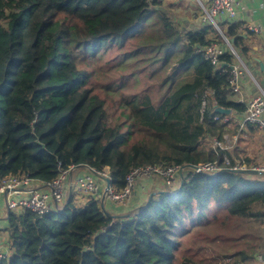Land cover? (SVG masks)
Listing matches in <instances>:
<instances>
[{
	"label": "trees",
	"instance_id": "1",
	"mask_svg": "<svg viewBox=\"0 0 264 264\" xmlns=\"http://www.w3.org/2000/svg\"><path fill=\"white\" fill-rule=\"evenodd\" d=\"M237 28L228 37L244 54ZM212 43L207 30L185 32L147 0H0V184L23 175L48 184L75 165L110 168L121 190L136 167L223 166V151L195 152L226 134L238 135L231 166H258L239 157V126L214 121L215 105L246 108L228 75L197 52ZM232 58L227 52L222 64ZM158 74L157 87L132 91L138 77ZM168 191L122 218L73 194L43 218L11 212L10 254L0 264H251L264 250L251 226L264 221V176L198 173ZM209 243L229 247L215 257Z\"/></svg>",
	"mask_w": 264,
	"mask_h": 264
},
{
	"label": "built area",
	"instance_id": "2",
	"mask_svg": "<svg viewBox=\"0 0 264 264\" xmlns=\"http://www.w3.org/2000/svg\"><path fill=\"white\" fill-rule=\"evenodd\" d=\"M167 0H147L149 4L163 3ZM199 8V20L203 24L217 27V19L225 18L227 20H234L237 15V0H209L206 3L204 0H196ZM248 30L256 34L261 32L258 26L250 25ZM227 49L219 43H212L205 48H197V52L210 62V64L220 73L227 74L230 81L231 91L237 93L240 91V81L244 76V70L241 65L230 66L226 68L221 61V57L228 51L232 55L236 52L228 39H225ZM210 95L211 92L207 91ZM207 100H204L201 105V118L205 113ZM245 117L241 122V126L253 125L264 132V92L256 96L248 103L244 112ZM214 121L223 124H229L232 121L230 116L217 115ZM238 142V135L224 136L222 140L214 137H206L202 140L199 148L196 150L197 155H203L201 152L206 150V147H212L215 151H223V166L219 161L214 162H200L195 166V169L189 168L188 165L165 166L147 165L136 167L126 177V186L121 190H116L111 185L107 189L106 178L111 179L110 168H104L101 171L94 170L87 167L89 174L80 177L71 183L70 191L66 189V180L73 172L79 169V166L71 165L66 170H61L60 175L48 184H44L38 180L32 179L29 176H11L2 180L0 184V216L6 220L11 212H21L30 210L38 218H43L53 211H62L68 204L69 195H72L74 185L77 186V192L83 195L86 200H95L106 210L107 202L113 203L116 206L124 207L132 200L138 182H154L155 178L161 180L163 187H167L172 191H178L181 182H184L185 177L194 176L198 173L215 174L220 170L226 168H251L261 172L260 176H264V165L246 166L244 164L236 163L231 166V159L227 152L232 150ZM99 181L104 185L101 186ZM39 185L47 187V191L39 190ZM4 212V213H3ZM131 216V214L129 215ZM10 254V247L7 244H0V262L8 257ZM251 264H264V253H258Z\"/></svg>",
	"mask_w": 264,
	"mask_h": 264
},
{
	"label": "crops",
	"instance_id": "3",
	"mask_svg": "<svg viewBox=\"0 0 264 264\" xmlns=\"http://www.w3.org/2000/svg\"><path fill=\"white\" fill-rule=\"evenodd\" d=\"M182 3H189L190 9L194 10V0H181ZM208 3L209 0H204ZM238 4L236 7L237 15L234 20H227L225 18L217 19V27L201 23L199 20V9L198 11H191V14L185 16L182 19L183 25L178 26L185 32H198L201 30L208 31L209 40L219 43L226 50H228L225 39L229 41V33L231 28L236 25L238 26L237 32L239 35L246 38L245 48L247 51L243 54L235 50L236 55H233L232 65H241L244 70V76L240 81V91L232 93L234 101L241 103L247 108L249 102L256 96L264 92V0H237ZM254 25L261 28V32L256 34L248 30V26ZM222 37V40L220 38ZM229 52V51H228ZM232 113L229 115L232 118L231 124L239 126V131H242L243 137H241L240 146H238L239 157L245 160H249L251 163H261L264 165V132L261 130L251 131L246 126H241V122L245 117L243 113H237L231 109ZM229 123V124H230ZM232 129V126L230 127ZM236 134H226L225 136H235ZM242 139L244 142L242 143ZM238 143V142H237ZM237 145V144H236ZM235 145V146H236ZM235 148V147H234ZM205 153V149L201 154ZM89 174L87 167H79L71 176L66 180V189L70 191L71 183L74 184L77 179ZM102 185L103 182L99 181ZM39 190L47 191V187L39 185ZM149 189L152 193L158 192L157 182H138L136 192L132 200L128 205L124 207L116 206L113 203L107 202L108 208H111L117 212L115 215L129 216L133 211L140 208L144 203H147L145 199V192ZM73 195L74 191H72ZM76 199L86 202V198L76 193ZM4 213V212H3ZM0 216V244H7L8 234L5 231L6 221Z\"/></svg>",
	"mask_w": 264,
	"mask_h": 264
},
{
	"label": "rangeland",
	"instance_id": "4",
	"mask_svg": "<svg viewBox=\"0 0 264 264\" xmlns=\"http://www.w3.org/2000/svg\"><path fill=\"white\" fill-rule=\"evenodd\" d=\"M194 4H195V8L194 10H191L190 8V5L189 3H182L181 0H167L163 3H160L161 4V8L164 9L168 16L176 23V25L178 26H181L183 25V22H182V19L185 17V16H188L191 14V11H198V4H197V1L194 0ZM220 38L222 40V37L220 35ZM123 73L127 72V71H122ZM120 71H118V75H120ZM164 76V75H163ZM136 78V77H135ZM139 81H140V86H137L138 84L137 83H134L133 84V90L132 91H137V90H140L141 88H144L145 86H154V87H157L158 84L162 81L163 77L158 74V75H155L153 77H147V76H140L138 77ZM244 142V140L242 139V143ZM258 165H263L261 163H258ZM156 182H157V187H158V191H166V192H169L168 191V188L167 187H163V185L161 184V180L159 178H155ZM77 186L74 185V194L76 196H78L76 193H77ZM150 190L147 189L146 192H145V199L148 198L149 195V192ZM148 200V199H147ZM146 200V201H147ZM79 201L81 203H84L82 202V200L79 199ZM146 204V203H145ZM139 209V208H138ZM137 209V210H138ZM264 221L263 220H258V221H254L251 223V226H252V229L255 228V230L257 231V234H258V237H261L264 239ZM203 230V229H202ZM201 230H196L195 232H198ZM209 232V231H208ZM227 244H213V243H209L206 247L207 250L211 251L213 254H215L214 256L217 257V253L218 252H221V256H223V253L226 252V248L229 247H225ZM242 246L244 247V245H240L239 248H242ZM238 249V248H237ZM233 250H236V249H233ZM259 252L261 253H264V250H259ZM224 259L221 258L220 262H222ZM219 262V264H220ZM227 263V261H225ZM223 264V263H222Z\"/></svg>",
	"mask_w": 264,
	"mask_h": 264
},
{
	"label": "water",
	"instance_id": "5",
	"mask_svg": "<svg viewBox=\"0 0 264 264\" xmlns=\"http://www.w3.org/2000/svg\"><path fill=\"white\" fill-rule=\"evenodd\" d=\"M231 44H232V41H230ZM214 113L216 114H220L222 116H229L231 115L232 113V110L231 109H227V108H223V107H220V106H217L215 105L214 106ZM189 168H192V169H195V166L193 165H188ZM225 171H231V172H234V173H241V174H247V175H260L262 174L261 172L257 171V170H254V169H251V168H238V169H235V168H224L222 170H220L219 172L213 174V175H216V174H219V173H222V172H225ZM106 183H107V189L112 185V181L110 178H106ZM183 186V181L181 182V186H180V189L182 188ZM179 189V190H180ZM155 193H152L148 200H147V203L144 205V207L146 205H148V203L151 201L152 197L154 196ZM70 197H71V194L69 195V200H70ZM68 200V202H69ZM104 206V203H102V206ZM114 218H122V217H128V216H125V215H112Z\"/></svg>",
	"mask_w": 264,
	"mask_h": 264
}]
</instances>
